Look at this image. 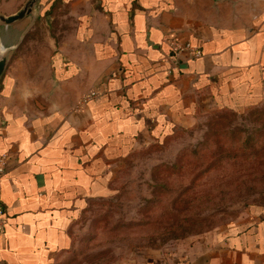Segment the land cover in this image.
Returning <instances> with one entry per match:
<instances>
[{"label": "crops", "instance_id": "obj_1", "mask_svg": "<svg viewBox=\"0 0 264 264\" xmlns=\"http://www.w3.org/2000/svg\"><path fill=\"white\" fill-rule=\"evenodd\" d=\"M3 46L0 264H68L85 209L116 195L135 153L264 103V0H40L0 25ZM120 264H264V206Z\"/></svg>", "mask_w": 264, "mask_h": 264}, {"label": "rangeland", "instance_id": "obj_2", "mask_svg": "<svg viewBox=\"0 0 264 264\" xmlns=\"http://www.w3.org/2000/svg\"><path fill=\"white\" fill-rule=\"evenodd\" d=\"M22 4L0 0V9ZM38 32L32 37L42 38ZM212 122L225 133L207 148ZM245 140L257 144L248 148ZM177 160V170L167 167ZM130 168L113 198L85 209L68 264H120L135 251L221 228L264 206V103L210 111L167 142L139 150Z\"/></svg>", "mask_w": 264, "mask_h": 264}, {"label": "water", "instance_id": "obj_3", "mask_svg": "<svg viewBox=\"0 0 264 264\" xmlns=\"http://www.w3.org/2000/svg\"><path fill=\"white\" fill-rule=\"evenodd\" d=\"M40 0H26L23 6L15 13L6 15L0 13V25L10 26L15 23L21 22L25 18L33 15L34 10ZM25 35V33H24ZM3 53H0V78L5 73L8 64V55L6 53V48L3 46Z\"/></svg>", "mask_w": 264, "mask_h": 264}, {"label": "built area", "instance_id": "obj_4", "mask_svg": "<svg viewBox=\"0 0 264 264\" xmlns=\"http://www.w3.org/2000/svg\"><path fill=\"white\" fill-rule=\"evenodd\" d=\"M171 44L173 45V49L175 51H178V52L187 51L192 56H199L201 54V49L199 47H195L191 45L190 42L181 44L180 42L172 40ZM97 96H98V92H92L87 96L86 100L96 98ZM6 157L7 156L4 155L0 159V191H1L2 177L4 176L6 172ZM6 224H7V216L5 215L4 210L0 204V235L4 234Z\"/></svg>", "mask_w": 264, "mask_h": 264}, {"label": "trees", "instance_id": "obj_5", "mask_svg": "<svg viewBox=\"0 0 264 264\" xmlns=\"http://www.w3.org/2000/svg\"><path fill=\"white\" fill-rule=\"evenodd\" d=\"M248 107H253L251 105H249ZM247 107V108H248ZM220 110H231V109H219V110H215V111H220ZM214 122H212V125L213 127H211V129L213 128L214 131H210L208 134H207V148L208 147H211V143L213 142H221V136L225 133L224 131H220L219 128H216V126L213 124ZM173 136H171V134H168L166 136H164V138L160 141V143H165L167 142L169 139H171ZM249 144V145H248ZM257 144L256 141H253L252 144H250V142H248L247 140L244 141L243 145L244 146H247L248 148H252L253 146H255ZM261 148V147H260ZM259 148V149H260ZM194 151V150H193ZM196 153V151H195ZM257 154L259 153L258 150L256 152ZM232 155L234 157H238L239 158V154L238 152L236 153H232ZM178 160L174 163V165L172 166H167L169 169H176L178 168ZM127 225H131V222H125ZM124 223V224H125ZM72 259V258H71Z\"/></svg>", "mask_w": 264, "mask_h": 264}]
</instances>
